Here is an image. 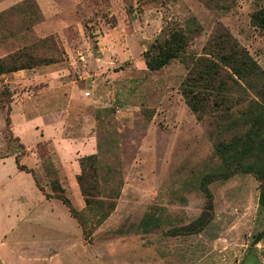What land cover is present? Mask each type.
Listing matches in <instances>:
<instances>
[{
    "label": "rangeland",
    "instance_id": "1",
    "mask_svg": "<svg viewBox=\"0 0 264 264\" xmlns=\"http://www.w3.org/2000/svg\"><path fill=\"white\" fill-rule=\"evenodd\" d=\"M263 5L0 0V58L34 38L53 36L59 50L57 61L0 74V264H264L259 181L250 173L215 180L206 198L200 180L217 161L212 117L198 119L185 102L179 59L157 70L144 61L165 24L193 17L200 30L189 53L226 31L264 70V29L251 22ZM45 48L37 43V55L55 53ZM20 112L37 116L36 127ZM90 154L97 159L86 184H98L90 191L117 196L96 225L77 181L80 158ZM47 168L88 218L85 232L54 197ZM201 215V230L173 234Z\"/></svg>",
    "mask_w": 264,
    "mask_h": 264
},
{
    "label": "trees",
    "instance_id": "2",
    "mask_svg": "<svg viewBox=\"0 0 264 264\" xmlns=\"http://www.w3.org/2000/svg\"><path fill=\"white\" fill-rule=\"evenodd\" d=\"M214 1L226 7L227 0ZM251 22L264 29V5L252 12ZM26 29H29L28 26ZM199 30L200 24L193 17L186 20L185 26L165 24L144 52L145 65L150 70H157L174 59H179L187 68V74L180 84L185 102L198 119L205 115L212 117L208 133L214 140L213 154L217 161L214 169L205 173L200 180V188L206 198H211L208 185L212 181L250 173L259 181L258 204L264 212V70L247 49L226 31L213 35L200 54L189 53L191 37ZM37 43L46 47V51L54 49L55 53L44 52L37 55ZM57 46L53 36L34 38L30 45L0 58V74L57 61ZM5 93L9 94L8 91ZM238 104L242 109H233ZM96 159V154L81 157V171L77 176L85 210L95 225L109 216L117 197H98L90 191L91 188H97L98 184L92 180L89 181L90 187L89 183L86 184L87 171L94 169L93 162ZM17 161L16 157V163ZM18 167L24 169L19 164ZM46 172L51 177L50 188L54 197L66 205L85 232L88 218L72 206L56 170L53 168V171H49L47 168ZM207 206H211L210 202ZM156 221L155 219L154 225H157ZM205 225V217L201 215L187 225L172 228V231L173 234L192 233ZM263 234V231L260 232L256 241Z\"/></svg>",
    "mask_w": 264,
    "mask_h": 264
},
{
    "label": "crops",
    "instance_id": "3",
    "mask_svg": "<svg viewBox=\"0 0 264 264\" xmlns=\"http://www.w3.org/2000/svg\"><path fill=\"white\" fill-rule=\"evenodd\" d=\"M29 114L30 113L20 112V118H21L23 124H27V125L31 126L32 128H34L38 124L39 120L37 119V116H33V115H29ZM18 137H20V136L18 135ZM20 139H21V137H20Z\"/></svg>",
    "mask_w": 264,
    "mask_h": 264
}]
</instances>
